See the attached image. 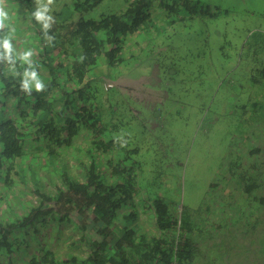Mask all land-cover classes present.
Wrapping results in <instances>:
<instances>
[{"label":"trees","instance_id":"1","mask_svg":"<svg viewBox=\"0 0 264 264\" xmlns=\"http://www.w3.org/2000/svg\"><path fill=\"white\" fill-rule=\"evenodd\" d=\"M100 1L64 2L50 15L56 23L47 30L49 41L32 18L41 42L31 51V61L0 52V264H200L202 246L220 249L215 260L208 251L205 264H233L225 256L232 255L235 239L256 231L264 220V147L253 137V131L264 129V47L257 41L262 36H256L257 45L246 41L240 46L250 50L247 80L258 83L259 90L243 89L239 109L234 106L240 123L254 121L253 130L245 134L255 152H238L225 161L223 178L214 182L209 199L218 204V222L210 223L201 216L194 219L188 207L165 196L140 195L138 163L103 124V99H96L92 83L96 67L108 70L123 61L129 36L148 29L154 13L195 14L200 0H126L118 12L84 19ZM49 45L58 49L54 57ZM33 70L44 85L39 91L22 87ZM102 80L113 82L110 76ZM10 98L15 108L11 116L5 113ZM19 183L35 196L33 203L22 201ZM238 190L241 204L232 197ZM221 191L227 192L228 201ZM11 194L17 199H7ZM239 221L240 229H233ZM63 223L77 235L70 241L81 248L79 255L61 252L46 241V230L60 233ZM226 234L232 239L222 246ZM251 241V254L235 264H264V231Z\"/></svg>","mask_w":264,"mask_h":264},{"label":"rangeland","instance_id":"2","mask_svg":"<svg viewBox=\"0 0 264 264\" xmlns=\"http://www.w3.org/2000/svg\"><path fill=\"white\" fill-rule=\"evenodd\" d=\"M32 1L34 11L37 4L36 0ZM66 1L53 0L48 5L49 15L64 6ZM40 3L47 4V0H40ZM125 5L126 0H101L85 12L83 18L97 19L102 14L118 12ZM206 7L209 10L205 11ZM13 9L16 13L20 11L13 7L8 11ZM153 18L148 29L135 37L129 36L121 63L108 70L105 66L96 67L98 75L92 77V83L96 87V99H103L100 100L103 124L119 136L126 148L131 149L130 157L139 167L136 172L142 197L165 196L171 203L188 207L194 219L201 216L203 220L217 223L218 214L214 208L218 204L209 202V199L214 192V182L223 178L225 161L238 152H255V144L250 145L248 133L245 134L253 130L250 124L254 121L250 120L249 126L240 123L239 110H234V106L241 102L239 93L246 89L259 90L258 83L253 85L247 80L250 50L242 51L240 46L246 41L257 45L255 38L258 35L262 38L257 41L264 47V0H200V8L195 14H168L160 10ZM6 30L8 35L14 31L21 33L11 24ZM30 30L34 32L37 28ZM4 34V30L0 31V41L4 40ZM22 35L21 42H10L14 50L10 54L14 60L20 57L25 63L31 60H25L23 54L30 49L36 51L41 36L39 33ZM50 38L44 37L48 41ZM47 47L49 55L54 57L58 49ZM5 50L0 46V52ZM10 65L13 67L14 63L10 62ZM107 76L113 80L106 81L113 83L108 89L102 80ZM262 116L264 121V114ZM260 126L264 128V124ZM253 133V137L260 141L258 144L264 147V129ZM16 188L20 190L24 203L34 202L35 196L27 186L19 183ZM226 191H221V195L228 201ZM238 192H233L232 197L241 204L243 201ZM16 197L7 195L10 200H16ZM207 203L211 204L208 208ZM229 208L224 205V209ZM67 225L70 224L63 223L60 233L52 228L46 230L45 239L50 247L79 255L81 248L70 241L78 237L69 231ZM232 228L240 229V221ZM255 229L235 239L232 255H226L225 259L233 264L243 262L255 246L251 239L264 231V220H260ZM221 233L223 231L218 234ZM227 235L222 246H228L227 241L232 239ZM40 236L43 239V233ZM213 240L219 238L211 237L210 241ZM215 249L206 250L202 246L203 254L198 258L200 264L207 263L209 255L215 260L220 253V249Z\"/></svg>","mask_w":264,"mask_h":264},{"label":"clouds","instance_id":"3","mask_svg":"<svg viewBox=\"0 0 264 264\" xmlns=\"http://www.w3.org/2000/svg\"><path fill=\"white\" fill-rule=\"evenodd\" d=\"M52 2L53 0H47V4H41L40 0H36L37 7L31 12L32 18L41 25L43 34L45 35L52 23H56V20H53L52 16L48 14L50 12L48 5L52 4ZM11 20L12 16L10 15L8 8L5 6V0H0V28L7 27L8 22ZM0 46L5 48L8 52H11L12 50V45L7 38L0 41ZM31 55L32 52L29 50L23 54V58L27 60ZM27 75L30 79H25L23 81L22 87L24 89L27 90L29 87L34 86L39 91L43 88L44 85L41 83L40 77L34 70L28 72Z\"/></svg>","mask_w":264,"mask_h":264},{"label":"crops","instance_id":"4","mask_svg":"<svg viewBox=\"0 0 264 264\" xmlns=\"http://www.w3.org/2000/svg\"><path fill=\"white\" fill-rule=\"evenodd\" d=\"M5 6L7 8L13 7V8H16L17 10L20 9V11H18V13H16V10H14V9L9 11L10 15L12 16V20L10 22H8L7 27L0 28L1 32L3 30L5 31V34L3 35L4 39L7 38L9 40V42H21L23 40V37H22L23 35L22 34H27V33H31L32 35H34V34L36 35L37 34L36 30L34 32H30L31 31L30 28L36 26L33 23V19H32V16H31V10H32V7H33V1L32 0H5ZM12 22H14V24ZM10 24L12 25L13 28H17L18 27L21 30V33L14 31V32H12L11 34L8 35V31L6 29L8 28V26ZM15 25L17 27H15ZM27 28H28V30H27ZM41 31L42 30H40V32ZM49 36H50L49 33H47L45 35L46 38H49ZM15 47L16 46L14 45L13 48H15ZM13 51L14 50H12V53H13ZM9 68H10V65H9ZM13 103H14V99H12V98L8 99V105H7L8 108L5 110V113L7 115H9L11 113H13V114L15 113V111H14L15 108L13 107ZM9 116H11V115H9Z\"/></svg>","mask_w":264,"mask_h":264},{"label":"built area","instance_id":"5","mask_svg":"<svg viewBox=\"0 0 264 264\" xmlns=\"http://www.w3.org/2000/svg\"><path fill=\"white\" fill-rule=\"evenodd\" d=\"M109 85H111V83H106V86H109Z\"/></svg>","mask_w":264,"mask_h":264}]
</instances>
